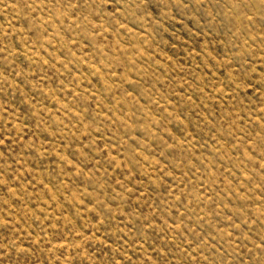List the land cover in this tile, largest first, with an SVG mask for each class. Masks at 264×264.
I'll return each instance as SVG.
<instances>
[{
    "label": "rangeland",
    "instance_id": "1",
    "mask_svg": "<svg viewBox=\"0 0 264 264\" xmlns=\"http://www.w3.org/2000/svg\"><path fill=\"white\" fill-rule=\"evenodd\" d=\"M0 264H264V0H0Z\"/></svg>",
    "mask_w": 264,
    "mask_h": 264
}]
</instances>
